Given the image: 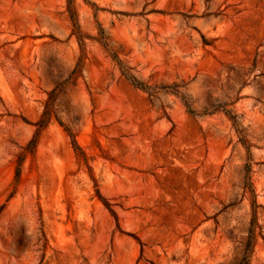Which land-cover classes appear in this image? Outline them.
<instances>
[{
  "label": "rangeland",
  "instance_id": "obj_1",
  "mask_svg": "<svg viewBox=\"0 0 264 264\" xmlns=\"http://www.w3.org/2000/svg\"><path fill=\"white\" fill-rule=\"evenodd\" d=\"M254 219L264 264V0H0V264H239Z\"/></svg>",
  "mask_w": 264,
  "mask_h": 264
},
{
  "label": "trees",
  "instance_id": "obj_2",
  "mask_svg": "<svg viewBox=\"0 0 264 264\" xmlns=\"http://www.w3.org/2000/svg\"><path fill=\"white\" fill-rule=\"evenodd\" d=\"M72 9H70L71 11ZM72 14V18L75 21L74 15L71 11ZM75 26L79 27V23L77 22V20L75 21ZM79 39L81 41V45H82V38L81 36H79ZM114 59L119 62V64H121V66L123 67V72L124 74L138 87H141L143 89L146 90H150V86L145 84L144 82H141L133 73H131L129 68L124 67L122 64L121 59L118 57L117 54H113ZM57 95V91H51L49 93V99L47 100L46 104H45V108L43 111V114L40 118V120L37 122V125L39 126V130L43 129L48 122L52 119V116L54 114V101ZM37 135L29 142L28 146H27V150L28 151H33L37 145ZM243 144L248 148L249 152H250V148L246 145V142L243 141ZM23 162V158L20 156L19 161H18V166H17V178L20 177L21 175V165ZM251 164H248L246 166V174L245 177L247 179V182L249 183L251 180ZM251 183V182H250ZM256 224L257 221L254 219L253 222L251 223V226L249 228V234H248V238H247V242L245 245V254L243 259L241 260V262L239 264H251L250 261V257H251V253L253 252L254 246H255V241H256Z\"/></svg>",
  "mask_w": 264,
  "mask_h": 264
}]
</instances>
